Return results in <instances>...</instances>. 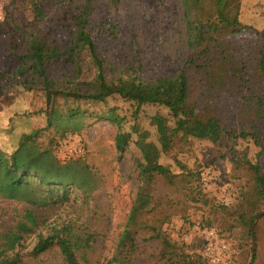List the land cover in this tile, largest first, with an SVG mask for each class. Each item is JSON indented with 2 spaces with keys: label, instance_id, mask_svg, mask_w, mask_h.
<instances>
[{
  "label": "rangeland",
  "instance_id": "1",
  "mask_svg": "<svg viewBox=\"0 0 264 264\" xmlns=\"http://www.w3.org/2000/svg\"><path fill=\"white\" fill-rule=\"evenodd\" d=\"M37 1L44 5L47 13L46 20L38 29L50 28L53 39L69 44L71 37L68 28L63 27L60 21L67 5L56 0ZM34 19L35 13L29 0H0V149L13 153L20 145H33L34 149L40 150L51 148L52 141L58 140L56 154L59 157L63 154L62 148L65 145L83 147L84 156L81 159L97 174L99 188L91 193L87 205L80 201L73 207L60 209L58 213L48 212L47 217L50 222L57 220L60 225L68 219L88 225L98 234L94 264H110L137 198L139 169L142 165L151 163L137 146V135L132 134L129 140L125 133H131L133 125H138L141 131L150 133L151 141L158 143L151 119L157 114L168 116V111L164 107L146 105L135 116V107L118 98L109 100L106 105L84 102L78 104L58 97L53 104H48L40 79L31 74L25 77L18 74L21 61L12 56L8 45V33L29 27ZM88 29L105 62L108 79L121 75H136L149 81L173 77L186 69L193 54L189 46L182 0H93ZM260 32L263 36L258 42L253 29H242L237 35L230 34L225 38L244 47L242 59L250 68L256 69L255 81H260L261 78L258 73V58L264 43V30ZM83 66L85 73L79 81L86 83L91 80L93 70L88 59L84 60ZM193 71L188 70L192 78L190 100L199 111H203L205 104L209 102L204 96L207 85L202 81L204 78ZM73 73L63 58L47 69L48 78L60 83L63 88L73 87L68 81ZM257 86L262 87L263 83ZM79 87L83 91L86 88L81 84ZM245 103L238 94L228 93L223 96L218 105L221 119L231 129L239 132H257L258 139L264 146V119L258 117L254 107H245ZM77 105L88 111V114L80 120L75 119L70 123L63 120L60 123L56 116L66 115L69 109ZM113 107L117 108V115L126 118L122 125L101 116L102 111ZM50 110L55 114L54 124H60V130H70L65 139H61L55 126H48L47 112ZM259 151L261 148L255 146L250 138L234 141L224 135L219 142L177 140L172 151L158 159L175 174H182L183 171L195 174L204 169L211 177L208 185L202 188L205 195L203 197L208 200L206 204L203 201H190L192 196L181 191L179 180L174 184L164 179L159 180L155 194L159 200L170 199L172 221L167 226L166 233L173 244L183 249L187 255L202 259L203 264H210L198 250L201 241L196 227L200 224L204 228H215L224 240L235 247L238 254L231 264L251 263L252 237L249 238L246 228L240 225L238 216L234 214L235 209L220 211V205L231 207L236 202L234 195H228V189H234L240 184L231 176L244 183L249 195L253 192L254 174L246 161L255 163ZM235 158L241 162L234 163L232 160ZM259 160L264 174V151ZM8 185V181L0 177V228H9L13 220L21 217L27 208L26 204L10 193ZM79 197H82L81 193ZM263 209L264 206L261 205L259 210ZM259 214L263 215L258 218L255 226L257 249L253 264H264V212ZM141 217L149 218L146 215ZM39 230L44 235L49 231L44 226ZM36 242L37 238L31 237L24 249V258L29 264H65L57 248L33 258L30 253ZM158 252L156 246L145 245L138 264L158 262L160 259L154 257Z\"/></svg>",
  "mask_w": 264,
  "mask_h": 264
},
{
  "label": "trees",
  "instance_id": "2",
  "mask_svg": "<svg viewBox=\"0 0 264 264\" xmlns=\"http://www.w3.org/2000/svg\"><path fill=\"white\" fill-rule=\"evenodd\" d=\"M29 1L35 19L29 27L8 33V45L12 56L21 61L18 74L22 77L28 74L38 77L48 104H53L58 97L78 104L84 102L106 105L109 100L118 98L135 107V116L146 105L164 107L168 111V116L157 114L151 119L158 143L151 141L150 133L141 131L138 125H133L131 133H125L129 140L132 134L137 135L136 144L151 163L142 165L139 169L137 198L110 264H138L144 246L148 244L150 247L156 246V251H159L154 257L160 260L152 264L204 263L202 259L187 255L167 237V226L172 221L170 199L159 200L155 194L160 179L173 184L179 180L181 191L192 196L190 201H203L204 204L208 202L203 197L205 195L202 189L204 169L195 174L183 171L178 175L169 166L158 161L162 155L170 153L180 139L219 142L226 135L234 141L250 138L255 146L261 148L255 163L246 161L254 174L253 192L249 195L244 183L231 176L240 184L234 189H228V195H234L236 202L231 207L220 205V211L235 209L234 214L238 216L240 225L246 228L247 235L251 238L254 219L264 212V209L259 210L261 205L264 206V174L259 160L264 146L259 141L257 132H239L227 126L221 119L218 106L223 96L228 93L238 94L246 101L245 107H254L258 117L264 119V43L258 58V73L261 78L260 81H255L256 69L250 68L242 59L244 47L225 39L230 34L237 35L242 29H253L257 42L263 36L260 30H264V26L258 29L245 23L244 0H182L189 46L193 54L186 69L173 77L155 81L136 75L107 78L105 62L88 29L93 0H56L67 5L60 21L63 27L68 28L71 37L69 44L53 39L50 28L38 29L46 20L47 13L41 2ZM36 30L39 31L35 33ZM60 58L74 72L68 80L73 87L63 88L60 83L48 78V67ZM85 59L91 64L93 76L90 81L82 83L79 80L85 73ZM188 70L200 74L207 85L204 96L210 103L205 104L203 111H199L190 100L192 78ZM260 83H263L262 87L257 86ZM80 84L85 85L84 91L79 87ZM116 112V107L109 108L102 111L101 116L122 125L126 118L120 117ZM47 114L48 126H55L61 139H65L70 130H60V124H54V111L50 110ZM86 114L88 111L77 105L69 109L66 115L56 117L60 123L63 120L70 123L75 119L80 120ZM52 143L51 148L40 150L34 149L33 145H20L13 153L0 149V177L8 181L10 193L27 205L24 214L13 220L9 228H0V264H29L23 253L27 241L34 236L37 242L30 253L33 258L57 248L65 264H94L98 234L78 220L68 219L61 225L57 220L50 222L47 214L51 211L58 213L60 209L73 207L80 201L87 205L91 193L99 188L100 180L84 159L61 162L56 154L59 141ZM232 161L241 162L238 158ZM142 215L149 218L143 219ZM42 226L49 229L46 235L39 230Z\"/></svg>",
  "mask_w": 264,
  "mask_h": 264
},
{
  "label": "built area",
  "instance_id": "3",
  "mask_svg": "<svg viewBox=\"0 0 264 264\" xmlns=\"http://www.w3.org/2000/svg\"><path fill=\"white\" fill-rule=\"evenodd\" d=\"M63 154L58 159L65 163L71 160L81 159L84 156L83 147H72L65 145L62 148ZM210 173H202V185L207 186L210 180ZM197 235L201 241L199 253L210 264H231L235 259L238 251L230 243L220 236L215 228H204L200 224L197 225Z\"/></svg>",
  "mask_w": 264,
  "mask_h": 264
},
{
  "label": "crops",
  "instance_id": "4",
  "mask_svg": "<svg viewBox=\"0 0 264 264\" xmlns=\"http://www.w3.org/2000/svg\"><path fill=\"white\" fill-rule=\"evenodd\" d=\"M246 24L261 29L264 26V0H244Z\"/></svg>",
  "mask_w": 264,
  "mask_h": 264
},
{
  "label": "water",
  "instance_id": "5",
  "mask_svg": "<svg viewBox=\"0 0 264 264\" xmlns=\"http://www.w3.org/2000/svg\"><path fill=\"white\" fill-rule=\"evenodd\" d=\"M264 188V187H263ZM263 214H259L256 219H255V223L253 225V228H252V248H253V252H252V259H251V263L250 264H253L254 261H255V257H256V242H255V226H256V222L258 220L259 217H261Z\"/></svg>",
  "mask_w": 264,
  "mask_h": 264
}]
</instances>
